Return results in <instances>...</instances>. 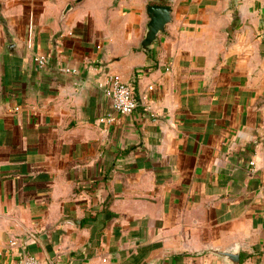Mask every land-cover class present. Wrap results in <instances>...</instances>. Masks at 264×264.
Segmentation results:
<instances>
[{
  "label": "crops",
  "instance_id": "1",
  "mask_svg": "<svg viewBox=\"0 0 264 264\" xmlns=\"http://www.w3.org/2000/svg\"><path fill=\"white\" fill-rule=\"evenodd\" d=\"M27 253L264 264V0H0V264Z\"/></svg>",
  "mask_w": 264,
  "mask_h": 264
},
{
  "label": "built area",
  "instance_id": "2",
  "mask_svg": "<svg viewBox=\"0 0 264 264\" xmlns=\"http://www.w3.org/2000/svg\"><path fill=\"white\" fill-rule=\"evenodd\" d=\"M36 61L40 67L46 65L47 59L45 56L36 57ZM67 72H76L75 69L64 68ZM104 91L112 102V109L119 114H130L134 112L138 107L136 98V87L134 82H125L116 76H109L106 84H104ZM113 115L101 117L100 121H112ZM254 163V162H252ZM12 245L17 244V240L11 242ZM19 264H56L54 260H42L30 253L23 254V257Z\"/></svg>",
  "mask_w": 264,
  "mask_h": 264
},
{
  "label": "water",
  "instance_id": "3",
  "mask_svg": "<svg viewBox=\"0 0 264 264\" xmlns=\"http://www.w3.org/2000/svg\"><path fill=\"white\" fill-rule=\"evenodd\" d=\"M150 22L148 32L143 41V48L147 50L148 46L156 39L159 32L165 29L167 23L172 19V8L168 5H149L147 8ZM225 255L238 259L236 255L224 253Z\"/></svg>",
  "mask_w": 264,
  "mask_h": 264
}]
</instances>
